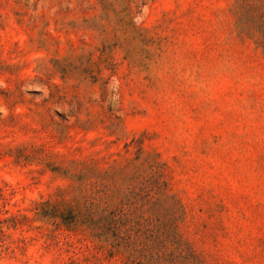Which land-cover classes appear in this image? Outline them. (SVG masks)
Here are the masks:
<instances>
[{"label":"rangeland","instance_id":"1","mask_svg":"<svg viewBox=\"0 0 264 264\" xmlns=\"http://www.w3.org/2000/svg\"><path fill=\"white\" fill-rule=\"evenodd\" d=\"M0 264H264V0H0Z\"/></svg>","mask_w":264,"mask_h":264}]
</instances>
